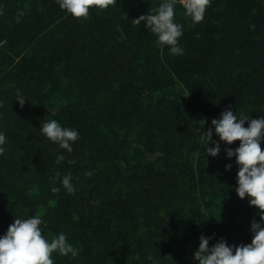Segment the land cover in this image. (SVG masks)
I'll list each match as a JSON object with an SVG mask.
<instances>
[{
	"label": "trees",
	"instance_id": "1",
	"mask_svg": "<svg viewBox=\"0 0 264 264\" xmlns=\"http://www.w3.org/2000/svg\"><path fill=\"white\" fill-rule=\"evenodd\" d=\"M160 2L74 18L56 0H0V235L15 216L40 215L47 239L64 232L78 250L53 252L54 264H197L201 235L251 242L259 215L225 151L239 141H220L211 120L228 107L264 115V0H212L195 25L176 0L179 56L133 20ZM50 119L78 130L72 152L41 134ZM56 172L71 173L74 194Z\"/></svg>",
	"mask_w": 264,
	"mask_h": 264
},
{
	"label": "clouds",
	"instance_id": "2",
	"mask_svg": "<svg viewBox=\"0 0 264 264\" xmlns=\"http://www.w3.org/2000/svg\"><path fill=\"white\" fill-rule=\"evenodd\" d=\"M115 0H56L59 8L74 18H87L91 7L106 9ZM183 15L190 18L193 25L203 21L205 13L212 0H180ZM24 15L20 11L17 20ZM176 16V0H161L157 7L151 8L148 14H141L133 19L138 25L144 22L145 27L156 36V43L163 51L165 47L172 55H182L185 51L179 43L183 35V25L178 23ZM0 43H3L0 41ZM27 98L17 90L16 99L23 107ZM247 126H245V122ZM211 125L220 141L232 144L239 141L235 148L225 149L227 157H235L238 168L235 191L239 198H248L250 206H256L259 220L250 222L252 239L250 243L231 245L224 238L214 244H209L210 236L201 235L199 245L193 253L197 264H264V115L249 118L241 115L239 118L231 107L221 112L219 118H213ZM41 134L59 149L72 152V145L79 139V132L72 127L62 126L56 119L45 121L39 128ZM203 137L207 140L205 153L216 157L221 151L220 143L213 139V128L209 127ZM7 137L0 131V155L5 151ZM209 143L213 146L209 147ZM65 160L63 152H58L56 162ZM74 161H69L73 163ZM231 163L225 169H231ZM90 174V173H89ZM56 177L69 194L77 191L71 182V173L62 177L56 172ZM53 193L59 192L60 187L52 186ZM27 217V218H25ZM42 217L40 215L15 216L6 232L0 235V264H54L52 253L60 255H77V248L69 242L64 232H59L54 238L47 239L42 234ZM149 259H152L149 257Z\"/></svg>",
	"mask_w": 264,
	"mask_h": 264
}]
</instances>
